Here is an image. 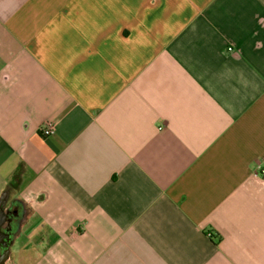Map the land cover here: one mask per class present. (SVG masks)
Returning a JSON list of instances; mask_svg holds the SVG:
<instances>
[{"label":"crops","instance_id":"0c3cea01","mask_svg":"<svg viewBox=\"0 0 264 264\" xmlns=\"http://www.w3.org/2000/svg\"><path fill=\"white\" fill-rule=\"evenodd\" d=\"M257 167L264 0H0L5 264H264Z\"/></svg>","mask_w":264,"mask_h":264},{"label":"flooded vegetation","instance_id":"af4514ba","mask_svg":"<svg viewBox=\"0 0 264 264\" xmlns=\"http://www.w3.org/2000/svg\"><path fill=\"white\" fill-rule=\"evenodd\" d=\"M12 216H13V210L11 208H8L4 215L2 228H1L2 233L0 234V249L2 253L5 252L9 244L8 240L4 241V238H6L5 234L11 235L13 231Z\"/></svg>","mask_w":264,"mask_h":264},{"label":"built area","instance_id":"2783aa9c","mask_svg":"<svg viewBox=\"0 0 264 264\" xmlns=\"http://www.w3.org/2000/svg\"><path fill=\"white\" fill-rule=\"evenodd\" d=\"M42 134L45 137H48L52 134H54V125L51 123H47L43 128H42ZM258 178H264V168L263 167H257V170L254 174Z\"/></svg>","mask_w":264,"mask_h":264},{"label":"water","instance_id":"95a60500","mask_svg":"<svg viewBox=\"0 0 264 264\" xmlns=\"http://www.w3.org/2000/svg\"><path fill=\"white\" fill-rule=\"evenodd\" d=\"M3 207L2 203L0 204V209ZM2 223H3V220L2 222H0V231H1V228H2ZM7 236L5 237H9L8 234H5ZM7 258H8V252H3L1 255H0V264H5V262L7 261Z\"/></svg>","mask_w":264,"mask_h":264}]
</instances>
